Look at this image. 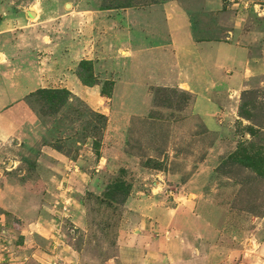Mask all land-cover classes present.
<instances>
[{
	"label": "crops",
	"instance_id": "obj_1",
	"mask_svg": "<svg viewBox=\"0 0 264 264\" xmlns=\"http://www.w3.org/2000/svg\"><path fill=\"white\" fill-rule=\"evenodd\" d=\"M40 1L36 11L19 12V28L0 32V146L28 119L27 103L17 98L41 89L69 90L128 129L132 118L151 114L146 81L166 80L174 65L175 88L193 97L192 116L212 139L206 156L187 170L172 168L177 153L168 156L170 170L161 174L178 181L149 184L150 210L129 236L128 254L141 264H264V217L235 214L221 199L229 180L216 183L223 179L218 166L240 143L234 126L242 93L264 87V0H157L109 10L101 9V0L78 8L62 0L54 11ZM13 31L34 37L29 67L18 64L24 51L10 44ZM82 61L92 62L103 80L112 78L114 97L74 77ZM49 62L54 70L37 66ZM59 77L64 85H49Z\"/></svg>",
	"mask_w": 264,
	"mask_h": 264
},
{
	"label": "rangeland",
	"instance_id": "obj_2",
	"mask_svg": "<svg viewBox=\"0 0 264 264\" xmlns=\"http://www.w3.org/2000/svg\"><path fill=\"white\" fill-rule=\"evenodd\" d=\"M85 1L93 7L90 0H72L76 8ZM118 1L124 2L101 0L100 7ZM225 1L228 5L235 3ZM40 2L42 8L52 11L64 4L62 0ZM36 3L37 0H0V32L19 28V12L36 11L35 7H40ZM22 33H10V44L24 51L18 64L29 67L34 37ZM52 52L58 54L55 49ZM80 64L74 77L83 84ZM54 65L37 64L52 70ZM166 72V80L156 76L157 79L146 81L153 95L151 114L132 118L128 129H119L112 115L101 119L102 114L92 111L84 99L71 91L68 103L55 107L40 94L17 98L27 103L29 114L19 128L12 130L5 145L0 146V264H141L139 258L128 254L131 249L127 241L150 210L146 192L150 190L149 184L160 180L169 185L177 183L178 178H164L161 174L170 170L168 156L177 153L172 168L187 170L206 156L212 139L201 120L192 116L193 97L187 93L190 97L184 98L185 92L175 88V66L170 65ZM94 76L100 81L102 95L114 97L115 82L109 81L112 78L103 80L105 76L95 73ZM60 77L49 85H64L66 78ZM255 90L261 92L256 103L264 105V87ZM241 106L242 96L239 110ZM112 107L117 105L112 102ZM238 115L240 120L234 126L238 141L251 140L246 134L251 123ZM152 158L157 162L155 167L154 163L147 165ZM245 174L238 178L244 179ZM120 178L131 186L126 201L112 206L101 201L108 186ZM227 179L230 187L222 189L221 199L232 203L235 214L239 212L245 219L259 213L258 217H264L260 196L256 200L260 204L253 207L254 214L239 210L251 208L249 199L255 200L258 193H264V182L242 187L234 183L235 179L223 176L216 183Z\"/></svg>",
	"mask_w": 264,
	"mask_h": 264
},
{
	"label": "trees",
	"instance_id": "obj_3",
	"mask_svg": "<svg viewBox=\"0 0 264 264\" xmlns=\"http://www.w3.org/2000/svg\"><path fill=\"white\" fill-rule=\"evenodd\" d=\"M123 1L124 2L118 1L117 3L111 2L109 4H105L101 7V9L109 10L127 8L135 5L146 4L147 1L150 0ZM151 1L153 2L157 0ZM80 68L81 72L79 73V76L81 77L84 85H100V81H98L94 76L92 62L83 61L80 64ZM163 90H167V88H163ZM259 93L261 92H258L256 90H249L243 92L242 106L239 110L240 117L251 123V126L248 127L246 133L250 135V137H252L251 140H245V138H243L242 142L240 141L236 150H234L227 158H225L224 162L217 169L219 175L228 177L230 179H235L234 183L242 187L245 185L252 184L253 182L255 184L258 183V185L264 182V105L256 103V98ZM35 94H40L41 96H43L52 107H55L59 104H67L71 96L70 91L66 89H41L38 90ZM103 96L111 97L107 94H103ZM183 97L186 98L190 96L187 93H183ZM248 107L251 110L248 109ZM100 118L106 119V117L103 115L100 116ZM155 161L156 160H153V158L149 159V161H147V165H151L152 163H154L153 167H155V164L157 163ZM247 170L249 172H246ZM243 173H246L245 178L240 180L238 178V175H242ZM130 191L131 186L128 184V182L120 178L115 180L108 186L104 198H100V200L105 201V203L110 206L115 203L122 204L128 198ZM259 196L261 197V201H263V204L261 206H264V193H258L257 198L255 197V200L249 199L250 203L252 204L251 208L239 207V210L243 212L247 211L251 214H254L253 207H255L257 203L260 204V202H256V200L260 198ZM238 205L239 204L234 203V206L238 207ZM255 216H260V213Z\"/></svg>",
	"mask_w": 264,
	"mask_h": 264
},
{
	"label": "built area",
	"instance_id": "obj_4",
	"mask_svg": "<svg viewBox=\"0 0 264 264\" xmlns=\"http://www.w3.org/2000/svg\"><path fill=\"white\" fill-rule=\"evenodd\" d=\"M243 4H244L245 7H248L250 5L249 2H244Z\"/></svg>",
	"mask_w": 264,
	"mask_h": 264
}]
</instances>
